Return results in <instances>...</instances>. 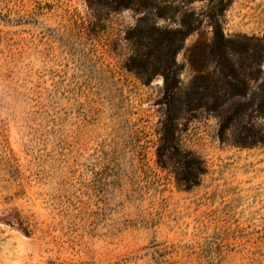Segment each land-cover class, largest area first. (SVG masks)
<instances>
[{
    "label": "rangeland",
    "instance_id": "obj_1",
    "mask_svg": "<svg viewBox=\"0 0 264 264\" xmlns=\"http://www.w3.org/2000/svg\"><path fill=\"white\" fill-rule=\"evenodd\" d=\"M185 17L160 157L163 77L128 61ZM214 20L237 76L190 94ZM0 264H264V0H0Z\"/></svg>",
    "mask_w": 264,
    "mask_h": 264
},
{
    "label": "trees",
    "instance_id": "obj_2",
    "mask_svg": "<svg viewBox=\"0 0 264 264\" xmlns=\"http://www.w3.org/2000/svg\"><path fill=\"white\" fill-rule=\"evenodd\" d=\"M87 1L89 6H91L93 0ZM129 2L130 0H94L95 5L108 6L111 9L126 7ZM192 29V25L187 17L182 20L180 28L173 30L148 27L145 34V38L149 39V41L145 44V46H147V51L142 54H136L128 61V67L130 69H134L141 77L149 79L156 73H160L163 77L167 114L163 124L161 144L158 147V155L160 157L166 153L169 154V157L170 155L175 157L172 145L173 118L171 116V108L173 106V91L177 88L178 83L179 67L174 60V55L181 47V43L184 38L192 31ZM212 33L213 40L210 46V53L214 57L218 66V75L213 76L200 74L195 76L191 84L190 94L197 92L198 89L208 86V81H213L215 82L213 84H216V82L220 80L218 76L226 75L228 68L233 70L232 76H237L234 69H232V67L228 64V59L225 53L226 49L231 48L232 42L224 37L222 28L217 20L212 22ZM133 37H135V35H130V38ZM187 104H191L190 99H188ZM177 161L181 162L185 168H191L189 162L180 161L179 159H177ZM176 174L179 176L180 180H184L183 171H180V173L176 172ZM191 180L192 179H187L186 182L193 184L194 182Z\"/></svg>",
    "mask_w": 264,
    "mask_h": 264
}]
</instances>
